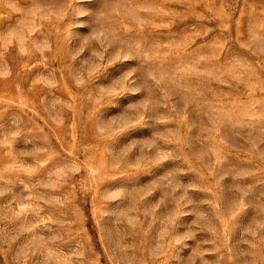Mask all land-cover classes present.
<instances>
[{
    "label": "rangeland",
    "instance_id": "374dc122",
    "mask_svg": "<svg viewBox=\"0 0 264 264\" xmlns=\"http://www.w3.org/2000/svg\"><path fill=\"white\" fill-rule=\"evenodd\" d=\"M0 264H264V0H0Z\"/></svg>",
    "mask_w": 264,
    "mask_h": 264
}]
</instances>
